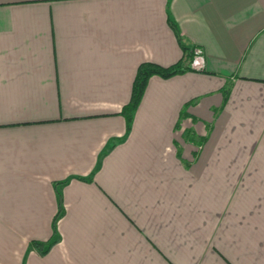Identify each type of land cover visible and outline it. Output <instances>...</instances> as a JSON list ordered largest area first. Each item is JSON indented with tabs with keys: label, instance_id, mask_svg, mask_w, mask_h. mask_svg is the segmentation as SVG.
Returning <instances> with one entry per match:
<instances>
[{
	"label": "crops",
	"instance_id": "crops-1",
	"mask_svg": "<svg viewBox=\"0 0 264 264\" xmlns=\"http://www.w3.org/2000/svg\"><path fill=\"white\" fill-rule=\"evenodd\" d=\"M170 19L205 67L151 76L126 135L139 64L183 55ZM195 176L204 264H264V0H0V264H163Z\"/></svg>",
	"mask_w": 264,
	"mask_h": 264
},
{
	"label": "trees",
	"instance_id": "trees-1",
	"mask_svg": "<svg viewBox=\"0 0 264 264\" xmlns=\"http://www.w3.org/2000/svg\"><path fill=\"white\" fill-rule=\"evenodd\" d=\"M170 25L175 31L180 41L183 50V55L176 63L171 64L169 66H164L153 61H144L139 64L132 85L131 97L120 111L126 121V135L130 132L132 128L135 113L142 101V98L146 90V86L151 76L159 75L161 77L167 78L193 69L191 67V61L193 60L194 57L193 48H190L185 43H183L177 25L171 19H170ZM124 138L125 136L118 138L116 140L119 141V140H123ZM94 172L90 176H86V177L79 176L78 178L82 180L92 181L94 179ZM67 181L68 180L56 182L55 184L58 193V212L56 213V215L52 220L51 237L47 241L34 239L30 242V246L37 248L40 251V253L43 255L47 254L50 251V249L60 240V235L58 232V221L65 213V207L63 203L62 192L58 187L59 185L64 184Z\"/></svg>",
	"mask_w": 264,
	"mask_h": 264
},
{
	"label": "rangeland",
	"instance_id": "rangeland-1",
	"mask_svg": "<svg viewBox=\"0 0 264 264\" xmlns=\"http://www.w3.org/2000/svg\"><path fill=\"white\" fill-rule=\"evenodd\" d=\"M193 50L195 51V48ZM191 67H192V61H191ZM192 138L194 139L195 144H194V147H192L190 149L192 156H193L192 160H189L191 164L188 163L187 159H185L181 156H180V163H182L185 166H191L194 169H196L201 162L200 155H197L196 153H198L202 150V143H201L202 140L199 136H197V134H194ZM179 151H180V153L183 152V147L181 145H179ZM202 184H203L202 177L199 178L198 176H195L194 183H193V186H194L195 191H196L195 197H194V202L189 206L179 205L178 208L177 207L174 208L175 212L177 211L176 213H179L181 216H184V217L189 216V217H186L185 219H187V218H193L194 219L193 223L189 224L188 229L186 227L182 226L183 227L182 230H186L188 232H191L192 235H190V237L188 239H186L189 242L187 245H185L186 248L179 247L180 243L178 244V241H176L175 243L173 242L174 244L169 246L168 249L167 248H163V249L159 248V251L162 253L163 264H185V262H187V261H188V263L190 262L189 264H204V258L205 257L208 258V256H206L207 254H204L205 251L203 248H204V246H205L204 244L206 242H207V246L208 247L210 246L209 241H208V239L202 240L203 230H204V226L202 224V220H203ZM186 235H187V233L182 234L181 236L183 237ZM208 247L206 249H209ZM173 248L175 250H173ZM157 249H158V247H157ZM187 250L189 251V253L190 252L194 253V255H193L194 259H192L191 261L186 260L188 258V255H186ZM172 251H175L179 255V256H177L179 263L176 262L172 256H170V253ZM214 251H216V249H214ZM207 252H208V250L205 253H207ZM129 258L130 257H128V259Z\"/></svg>",
	"mask_w": 264,
	"mask_h": 264
},
{
	"label": "built area",
	"instance_id": "built-area-1",
	"mask_svg": "<svg viewBox=\"0 0 264 264\" xmlns=\"http://www.w3.org/2000/svg\"><path fill=\"white\" fill-rule=\"evenodd\" d=\"M205 67V58L203 50L200 47H196L194 51V58L192 60V68L196 70H202Z\"/></svg>",
	"mask_w": 264,
	"mask_h": 264
}]
</instances>
